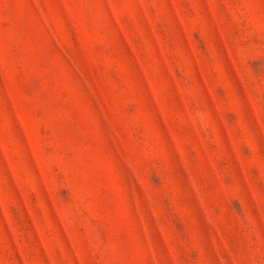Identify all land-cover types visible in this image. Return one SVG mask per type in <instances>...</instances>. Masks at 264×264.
<instances>
[{
    "label": "rangeland",
    "instance_id": "rangeland-1",
    "mask_svg": "<svg viewBox=\"0 0 264 264\" xmlns=\"http://www.w3.org/2000/svg\"><path fill=\"white\" fill-rule=\"evenodd\" d=\"M0 264H264V0H0Z\"/></svg>",
    "mask_w": 264,
    "mask_h": 264
}]
</instances>
